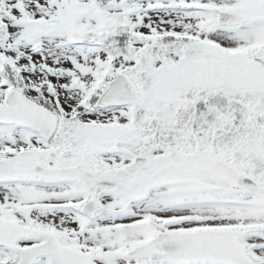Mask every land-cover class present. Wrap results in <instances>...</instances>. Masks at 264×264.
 I'll list each match as a JSON object with an SVG mask.
<instances>
[{
	"label": "snow or ice",
	"instance_id": "6c2138e0",
	"mask_svg": "<svg viewBox=\"0 0 264 264\" xmlns=\"http://www.w3.org/2000/svg\"><path fill=\"white\" fill-rule=\"evenodd\" d=\"M0 264H264V0H0Z\"/></svg>",
	"mask_w": 264,
	"mask_h": 264
}]
</instances>
